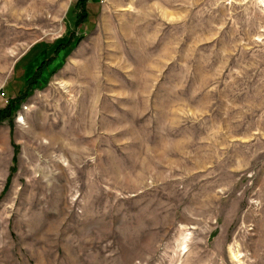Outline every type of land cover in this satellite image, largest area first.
<instances>
[{"label":"rangeland","instance_id":"1","mask_svg":"<svg viewBox=\"0 0 264 264\" xmlns=\"http://www.w3.org/2000/svg\"><path fill=\"white\" fill-rule=\"evenodd\" d=\"M20 96L0 264H264V0H0Z\"/></svg>","mask_w":264,"mask_h":264},{"label":"trees","instance_id":"2","mask_svg":"<svg viewBox=\"0 0 264 264\" xmlns=\"http://www.w3.org/2000/svg\"><path fill=\"white\" fill-rule=\"evenodd\" d=\"M46 64V62H42L38 67H37V70H36V72L34 73V74H37V73H39L40 72V74L39 75H37L36 76V79L34 80L33 79V77L34 76H32L31 77V81L30 82H27V84L28 85H32V84H36L37 82L36 81H38V79L40 78V77H42L41 76V73L43 72V69H44V65ZM27 85V86H28ZM29 87V86H28ZM22 96H20V97H11V98H9V100H8V103H7V105L5 106V107H3V108H0V109H2V110H0V116H4V113H5V111H7L8 109H15V107H16V105L17 104H15L16 102V100H18V99H20Z\"/></svg>","mask_w":264,"mask_h":264},{"label":"bare ground","instance_id":"3","mask_svg":"<svg viewBox=\"0 0 264 264\" xmlns=\"http://www.w3.org/2000/svg\"><path fill=\"white\" fill-rule=\"evenodd\" d=\"M92 63V62H91ZM94 66V65H93ZM87 68H88V66H87ZM86 68V69H87ZM87 71H88V69H87ZM188 237H187V235L185 236V238H184V240L185 241H183V245H182V250L183 251H186L187 250V245H186V239H187ZM232 258H234V260H240L241 258H243V255H242V253H240V252H236V253H233L232 254Z\"/></svg>","mask_w":264,"mask_h":264},{"label":"built area","instance_id":"4","mask_svg":"<svg viewBox=\"0 0 264 264\" xmlns=\"http://www.w3.org/2000/svg\"><path fill=\"white\" fill-rule=\"evenodd\" d=\"M3 94V93H2Z\"/></svg>","mask_w":264,"mask_h":264}]
</instances>
